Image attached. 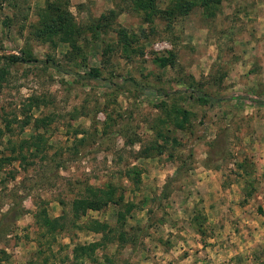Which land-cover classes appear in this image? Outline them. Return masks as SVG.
Instances as JSON below:
<instances>
[{
    "label": "rangeland",
    "instance_id": "1",
    "mask_svg": "<svg viewBox=\"0 0 264 264\" xmlns=\"http://www.w3.org/2000/svg\"><path fill=\"white\" fill-rule=\"evenodd\" d=\"M173 1L58 0L82 27L113 9L136 39L126 58L86 30L66 62L33 35L45 0H0V264H264V0ZM22 50L37 60L8 65ZM86 187L119 203L74 219Z\"/></svg>",
    "mask_w": 264,
    "mask_h": 264
},
{
    "label": "trees",
    "instance_id": "2",
    "mask_svg": "<svg viewBox=\"0 0 264 264\" xmlns=\"http://www.w3.org/2000/svg\"><path fill=\"white\" fill-rule=\"evenodd\" d=\"M151 0H132L136 5L147 7V3ZM205 5V0L201 1ZM191 0H174L170 9L165 11L166 13H171L173 8L183 10L181 12H187L193 5ZM117 12L113 9L106 11V15L102 14L96 18H92L89 26L82 27L81 25L76 24L71 16V13L67 10L66 7L62 6L58 0H45L44 7L40 12V19L37 25L33 28V35L42 41H62L67 44V51L64 53V59L66 62H75L76 58L81 59L83 54L81 52L82 46L79 44V39L83 38L82 35L86 30H89L91 33L94 42H104L100 35L106 33L107 30H112L116 37L114 46L120 47L126 58L130 57V54L134 52V49L130 47V43H135L136 39L134 35H129L126 30L118 25H114V18ZM167 19V18H166ZM55 43V42H54ZM108 50H112L108 46ZM21 52V51H20ZM28 54L26 51L21 52V55H10L6 57L8 65L18 64L22 62H27L37 60L30 59L27 57ZM161 64H164L167 60L165 58H158ZM44 61L48 62V65L52 68H55L58 72L67 73L70 69L64 67L54 61L51 57H46ZM5 74L4 69L0 68V77ZM77 74V73H76ZM82 79H99L98 70L92 68L87 70L83 75H78ZM132 80V78H129ZM198 99L206 101V95L198 93ZM37 99V98H36ZM37 103V102H36ZM185 114V113H184ZM43 121V119H40ZM43 124V123H42ZM44 125V124H43ZM38 127V126H37ZM39 140H41V134H35L30 136L27 139H21L20 147L22 148V143L25 144V147H34L35 150L39 147ZM24 148V147H23ZM114 188H97V187H86L84 193L81 197L73 198L70 204L71 214L74 219H78L80 216L84 215L88 209H97L100 202L102 201H111L116 204L119 203V197L113 198ZM42 223H44L48 231L53 229L57 225H61V220L63 215L48 218L46 215L39 216ZM88 230L93 232H102L105 230L106 225L97 221L96 219H91L88 221L86 227ZM95 242H91L84 245H77L73 248L72 256L76 259H81L85 257H91L94 250Z\"/></svg>",
    "mask_w": 264,
    "mask_h": 264
}]
</instances>
